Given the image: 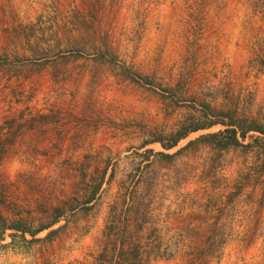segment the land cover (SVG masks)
I'll use <instances>...</instances> for the list:
<instances>
[{"label": "rangeland", "instance_id": "1", "mask_svg": "<svg viewBox=\"0 0 264 264\" xmlns=\"http://www.w3.org/2000/svg\"><path fill=\"white\" fill-rule=\"evenodd\" d=\"M206 105L264 125V0H0V264H264V135L142 144Z\"/></svg>", "mask_w": 264, "mask_h": 264}, {"label": "trees", "instance_id": "2", "mask_svg": "<svg viewBox=\"0 0 264 264\" xmlns=\"http://www.w3.org/2000/svg\"><path fill=\"white\" fill-rule=\"evenodd\" d=\"M206 108L210 110V113H207L206 111L205 115L208 116L210 114L209 116L214 119H209L206 122L189 121V122L181 123L180 126L175 131H171L169 134L163 135V136L160 134H152L151 137L149 139H146L142 144L147 145L150 143H159L163 149L170 150L173 147H175L177 143L181 139L185 138L188 134L199 131V130L209 129L212 126L217 125V124L222 125L224 128L216 132H213V133L204 134L199 139L204 140L207 144H211L217 147L218 149H228L230 147L248 146V144L244 145L243 141L245 140L249 132L259 133L261 135H264V125L257 122L253 118L246 117L244 116V114H240V113L234 114L231 111L232 110L231 108L227 109V111H220V110L216 111V109L210 107L209 105H206ZM36 117L41 118L42 122L37 123V124L34 123L37 120ZM47 117L48 116L45 113L44 114L41 113L40 115H35L34 119L32 120L33 128L36 126L39 128V130H45L44 132L45 134H47L46 130L51 131L50 128H53V127L50 126L51 122L47 119ZM6 121L7 123H3L0 125V165L2 161L4 160V158L6 157L7 152L12 146V143L9 142L8 139H10V136L13 139V137L17 135V132H21V130H23V125H22L23 123H18V124L14 123L15 122L14 118H8V120ZM58 128H59L58 134L55 137L58 138L56 139V142L61 145L63 144L62 141L67 139V136H66L67 132H64L65 129L59 126ZM4 129L7 130L6 134L3 133L5 134L6 137L8 136L7 138H3L2 137L3 135H1V130L3 131ZM254 139H259V137H254ZM262 140L264 143V139ZM147 151L153 152L152 149H148ZM176 153L177 152L168 154V153H164L161 151V152H156L155 154L160 155L162 157H171ZM88 166L89 165H85L83 162L74 161V162L67 163L65 169L69 172H75V173L78 172V174L86 175L88 174L87 173ZM106 172H107V168L103 169L101 177L97 185H94L92 187L90 191V196L83 203L84 209L90 208L88 204L93 202V200L95 199L98 188L100 187L101 182L104 180ZM32 182L33 180H31V185H30L31 188L33 185ZM29 184H30V181H29ZM60 185L65 187L66 180L63 181V183H60ZM35 187L38 188L37 193H39L40 192L39 187L41 186L39 184H36ZM3 188L4 190H6L8 186L5 184L3 185ZM60 216H62V211L57 213V215H55L53 219L51 220V222H49L48 224L40 225L35 231H28V232L30 233L31 236H35L36 233L43 231L51 227L52 225H54L59 220ZM0 218L2 217L0 216ZM4 226L5 225L0 226L1 227L0 234L3 233L6 229L21 231L22 233L26 232V230L21 227L19 220L13 221L8 227H4Z\"/></svg>", "mask_w": 264, "mask_h": 264}]
</instances>
